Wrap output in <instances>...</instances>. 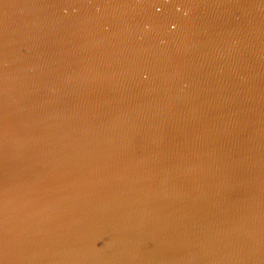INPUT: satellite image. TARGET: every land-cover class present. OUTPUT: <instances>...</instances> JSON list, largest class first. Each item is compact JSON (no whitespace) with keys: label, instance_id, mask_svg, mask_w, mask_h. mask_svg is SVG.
<instances>
[{"label":"water","instance_id":"1","mask_svg":"<svg viewBox=\"0 0 264 264\" xmlns=\"http://www.w3.org/2000/svg\"><path fill=\"white\" fill-rule=\"evenodd\" d=\"M0 264H264V0H0Z\"/></svg>","mask_w":264,"mask_h":264}]
</instances>
